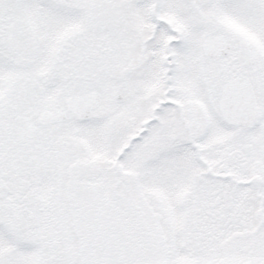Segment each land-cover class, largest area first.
Wrapping results in <instances>:
<instances>
[{
  "label": "snow or ice",
  "instance_id": "obj_1",
  "mask_svg": "<svg viewBox=\"0 0 264 264\" xmlns=\"http://www.w3.org/2000/svg\"><path fill=\"white\" fill-rule=\"evenodd\" d=\"M0 264H264V0H0Z\"/></svg>",
  "mask_w": 264,
  "mask_h": 264
}]
</instances>
